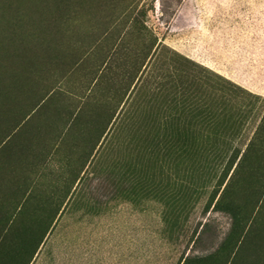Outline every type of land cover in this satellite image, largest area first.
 <instances>
[{
  "label": "rangeland",
  "instance_id": "1",
  "mask_svg": "<svg viewBox=\"0 0 264 264\" xmlns=\"http://www.w3.org/2000/svg\"><path fill=\"white\" fill-rule=\"evenodd\" d=\"M0 46V264H264V0H0Z\"/></svg>",
  "mask_w": 264,
  "mask_h": 264
},
{
  "label": "bare ground",
  "instance_id": "2",
  "mask_svg": "<svg viewBox=\"0 0 264 264\" xmlns=\"http://www.w3.org/2000/svg\"><path fill=\"white\" fill-rule=\"evenodd\" d=\"M25 38V36H19L18 38V57H19V61L26 63L28 65V63H32V61L37 60V56L35 54V52L33 51V45L28 42ZM20 45V46H19ZM0 51H1V46H0ZM36 51V50H35ZM37 52V51H36ZM38 53V52H37ZM6 64H4L3 62H1L0 60V70L5 68ZM25 66V65H23ZM9 77H11L8 74H1L0 72V104L3 101V92L4 90L7 89V93L9 92ZM9 98V95L7 94L5 96V100H7ZM2 105V104H1ZM1 105H0V109H1ZM3 105H6L5 103Z\"/></svg>",
  "mask_w": 264,
  "mask_h": 264
},
{
  "label": "crops",
  "instance_id": "3",
  "mask_svg": "<svg viewBox=\"0 0 264 264\" xmlns=\"http://www.w3.org/2000/svg\"><path fill=\"white\" fill-rule=\"evenodd\" d=\"M57 243H58V244H57L58 246L62 245V244H61L62 242H57ZM60 256H61V255H60ZM60 256H59V257H60ZM63 257H64V256H63ZM63 259H64V258H63ZM86 259H87V258L85 257V260L83 259V261H86Z\"/></svg>",
  "mask_w": 264,
  "mask_h": 264
}]
</instances>
